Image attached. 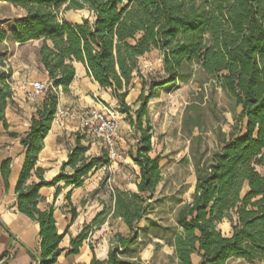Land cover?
<instances>
[{
  "label": "trees",
  "instance_id": "obj_1",
  "mask_svg": "<svg viewBox=\"0 0 264 264\" xmlns=\"http://www.w3.org/2000/svg\"><path fill=\"white\" fill-rule=\"evenodd\" d=\"M23 12L8 30L0 22V43L39 42L36 55L51 87L31 118L28 132L20 139L24 163L15 187L17 211L37 223L41 264H54L63 252L59 244L53 210L40 211L38 192L59 182L80 187L87 176L108 165L106 152L85 157L88 151L76 135L61 174L46 182L42 169H34L43 139L57 112V91L68 90L75 76L73 64H81L86 74L101 89H108L117 101L120 114L135 126L138 139L128 157L138 168L135 193L115 191L114 216L128 230L116 234L107 259L94 254L90 264H142L131 255L147 220L149 200L161 182L160 157H150V126L147 105L158 90L168 85L187 83L195 78L202 88L214 83L240 108L234 117L239 134H229L209 161L193 159L195 186L190 203L176 213V227L162 228L165 243L172 248L168 264H225L230 259L247 264L264 261V0H0ZM86 10L92 20L69 23L57 18L56 11ZM156 50L161 54L162 71L145 79L138 72V60ZM0 123L11 101L10 75L0 63ZM134 74L141 81L131 116L125 99L132 88ZM145 89L147 93L145 94ZM192 104L188 111H196ZM144 120L145 128H142ZM184 125L199 129L197 118L186 115ZM10 159L2 162L1 177L7 187ZM72 170L71 175L64 173ZM38 182L28 184L32 176ZM230 226L229 236L217 226ZM148 223H152L147 220ZM88 228L70 240V254L87 237ZM159 245H155V252ZM92 252V249H91ZM93 253V252H92Z\"/></svg>",
  "mask_w": 264,
  "mask_h": 264
},
{
  "label": "crops",
  "instance_id": "obj_2",
  "mask_svg": "<svg viewBox=\"0 0 264 264\" xmlns=\"http://www.w3.org/2000/svg\"><path fill=\"white\" fill-rule=\"evenodd\" d=\"M11 22L12 20L7 21L6 25ZM7 42L2 43L6 44ZM73 66L75 76L68 90L62 92L61 89H58L57 91V112L62 111L64 115L54 118L49 132L43 139L42 149L34 166V169L39 168L44 171L43 180L46 182H50L61 174V166L67 161L69 150L75 144L76 135L81 134L80 112L90 107H97L101 103L115 104L110 90L101 89L87 76L81 64L74 63ZM3 70L10 75L9 66L5 65ZM14 70L16 71L11 73L9 80L12 98L3 111L4 126L0 123V167L5 160L10 159L11 161L7 187H5L0 172V264H38L39 228L36 222L17 211L15 187L24 163L20 139L28 132L31 118L39 108L41 98H28V92L31 91L30 83L35 81L28 80L25 75H18L21 68L13 67L12 71ZM43 74L45 80H40V82L45 83L47 77L44 72ZM125 126L124 122H118V132ZM120 139L121 150L124 143L123 139ZM81 143L88 148L85 157L101 155L96 142L90 137H86ZM120 150H116L117 157L113 161H109L108 165L91 172L78 188L59 182L53 187H44L39 190L38 194L42 200L38 203L37 208L40 211L49 208L53 210L56 231L63 235L59 244V248L63 252L54 264H90L93 254L97 260L104 261L107 259L114 236L116 234H121L124 237L128 235L124 223L119 217L113 215L114 194L117 190L137 192L136 183L139 170L128 156H119ZM128 168L133 170L136 176L135 181L133 183H127V181L116 183V179L118 180L121 176L126 177L125 173ZM64 173L71 175L72 170L65 168ZM31 175L27 183L38 182L33 172ZM110 182L113 183V187ZM194 186L195 178L190 196L193 194ZM190 201H180L179 208ZM148 217L149 214L146 217L147 220ZM147 220L143 219L139 222V229L143 232L132 247L134 252L131 255L134 260L138 259L142 264H150L153 255L159 251L168 257L173 254L172 248L165 243V237L156 236L147 231L149 228ZM174 226H177L176 222ZM221 227L219 228L221 233L229 236L231 230L229 224H223ZM84 228H88L87 237L79 247L78 254H70V240L77 238ZM155 245L160 246L156 252ZM191 259L193 264L200 262L197 256L193 255Z\"/></svg>",
  "mask_w": 264,
  "mask_h": 264
},
{
  "label": "rangeland",
  "instance_id": "obj_3",
  "mask_svg": "<svg viewBox=\"0 0 264 264\" xmlns=\"http://www.w3.org/2000/svg\"><path fill=\"white\" fill-rule=\"evenodd\" d=\"M128 0H124L126 3ZM57 18L66 20L69 23H79L82 19L92 20V15L86 11H66L64 7L56 11ZM23 12L4 3H0V22H7L19 19ZM11 24L4 26L8 30ZM39 42H27L21 46L14 45L8 41L6 44L0 43V63L9 66L10 75L15 73L12 68H21L18 75H25L30 81L45 80L42 67L38 64L36 55ZM138 72L145 79L161 74L162 62L161 54L153 50L138 60ZM1 68V66H0ZM49 83L48 79L47 82ZM141 91V81L138 74H134L132 88L125 99V103L130 107L131 116L139 107L135 103ZM147 89H145V94ZM192 104H198L196 111L188 108ZM119 110L118 103L112 105ZM148 121L150 130V142L152 151L150 157L159 156L161 182L157 186L156 192L152 195L147 231L156 236L167 238L162 232V228H174L175 216L179 209V202L191 200L192 186L194 183L193 159H200L201 162L209 161L210 156L219 149L221 140H227L229 134H239L241 129L235 127L234 117L240 112V108L234 106V102L214 83H205L202 88L196 83L195 78L187 83L168 85L158 90L157 96L151 99L147 105ZM120 114V113H119ZM186 115L197 118L199 129H193L184 125ZM125 123L124 129L117 130L115 136V148L120 150V138L123 139L124 147L119 152V156L127 157L129 152L134 153L138 139L135 126L129 125L126 115L120 114L119 122ZM142 120V128H145ZM119 138V139H118ZM97 144L100 151L102 144ZM105 152V151H104ZM125 178L116 179V183H133L136 179L131 168L126 169ZM111 187L113 183L110 182ZM223 224H228L225 220ZM221 230V229H220ZM168 256L159 251L153 255L150 264H168ZM227 264H245L236 259L230 260ZM257 264H264V261Z\"/></svg>",
  "mask_w": 264,
  "mask_h": 264
},
{
  "label": "built area",
  "instance_id": "obj_4",
  "mask_svg": "<svg viewBox=\"0 0 264 264\" xmlns=\"http://www.w3.org/2000/svg\"><path fill=\"white\" fill-rule=\"evenodd\" d=\"M50 87L49 83L40 81L31 82V91L28 92V98H42ZM62 115H64V112L58 111L55 117ZM119 117L118 110L110 104L101 103L97 107H90L80 112L82 130L80 136L83 139L90 137L96 143L102 144L109 161H113L117 157L114 141L118 130Z\"/></svg>",
  "mask_w": 264,
  "mask_h": 264
},
{
  "label": "water",
  "instance_id": "obj_5",
  "mask_svg": "<svg viewBox=\"0 0 264 264\" xmlns=\"http://www.w3.org/2000/svg\"><path fill=\"white\" fill-rule=\"evenodd\" d=\"M38 264H41V263L38 261Z\"/></svg>",
  "mask_w": 264,
  "mask_h": 264
}]
</instances>
